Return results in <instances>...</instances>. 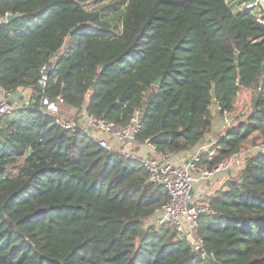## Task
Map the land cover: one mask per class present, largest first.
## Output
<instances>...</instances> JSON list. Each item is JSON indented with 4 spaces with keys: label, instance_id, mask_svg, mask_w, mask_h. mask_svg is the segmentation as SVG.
Wrapping results in <instances>:
<instances>
[{
    "label": "trees",
    "instance_id": "16d2710c",
    "mask_svg": "<svg viewBox=\"0 0 264 264\" xmlns=\"http://www.w3.org/2000/svg\"><path fill=\"white\" fill-rule=\"evenodd\" d=\"M241 3L0 0V15L14 16L0 24V88L33 89L0 129V264H264V152L203 201L215 213L199 218L200 254L172 227L145 226L168 194L137 157L61 128L40 105L59 95L74 113L119 124L138 110L137 141L170 155L198 147L212 105L231 111L251 89L248 111L201 162L264 141V26Z\"/></svg>",
    "mask_w": 264,
    "mask_h": 264
},
{
    "label": "built area",
    "instance_id": "2783aa9c",
    "mask_svg": "<svg viewBox=\"0 0 264 264\" xmlns=\"http://www.w3.org/2000/svg\"><path fill=\"white\" fill-rule=\"evenodd\" d=\"M255 11L257 20L264 26V0H244L243 7ZM6 15H0V24L7 22ZM56 57H51L40 69V78L38 85L43 90L47 73L55 66ZM0 99V129L2 126L3 116L8 114L16 105L8 102L10 93ZM33 101L25 98L18 105H29ZM64 104L62 98L58 95L54 99L43 97L40 101L42 110L54 115L55 123L61 128L73 130L78 127L87 137L93 139L100 147L107 150H114L125 157H137L133 150L128 146L137 142L142 124L140 112L136 110L131 118L125 124H119L109 121L103 117H97L87 114L84 110L73 121L63 116L60 107ZM232 111V110H231ZM223 110L225 116L224 127L232 125V112ZM150 148L154 149L146 139ZM215 142L199 148L197 152L190 155L188 159L181 164H176L170 160V155L157 152L153 158H145L142 165L148 173V180L161 187L168 194V200L157 207L153 214L146 220V225L155 228L168 225L175 230L178 239H182L189 247L200 254H205L203 241L196 233L199 218L202 215L214 214V209L205 202L196 201L194 189L196 185L214 181L217 177H223L232 170L239 159L252 153L264 152V141H260L250 146L245 151L233 153L211 167H205L201 162V153L213 151L210 149ZM116 148V149H115ZM240 166L243 162L239 163ZM239 166V167H240ZM213 257V254H209Z\"/></svg>",
    "mask_w": 264,
    "mask_h": 264
},
{
    "label": "crops",
    "instance_id": "0c3cea01",
    "mask_svg": "<svg viewBox=\"0 0 264 264\" xmlns=\"http://www.w3.org/2000/svg\"><path fill=\"white\" fill-rule=\"evenodd\" d=\"M243 2H244V0H242V3L240 5V7H243ZM37 88H38V85H37ZM17 90L20 92V95L17 96V99H16L17 101H16L15 105H18L21 101H23V100H20V96L21 95H23L25 98H30L31 99L30 96H31V93L33 92V89L31 87L19 88ZM39 90L41 91V89H39ZM249 90H251V89H249ZM5 96H6L5 91L0 88V99H2ZM65 108L66 109H63V111H66V112H69V113L72 112V108H67V107H65ZM81 111L77 112L73 119H77V116L80 115ZM224 120H225L224 114L221 113V112L219 113V110H217L216 106H215V110H214V113H213V116H212L211 129L203 138L204 141L208 140V143L202 144V141H203V139H202L201 142L199 143L198 147H196L194 150L192 149V150L187 151V152H179V153H176V154H170V160L173 161L176 164H181L182 162L186 161L190 155H192L195 152H197L199 150V148H201L203 146H207V145H209L212 142H216V139L219 136L224 135V132L226 130V128L224 127ZM134 146L136 147V150H133V151L136 154L137 159L141 163H142L143 159H145V158H153L157 154V152L154 149L150 148L146 143L137 141L134 144ZM211 150L214 152L215 148H213ZM202 153H204V152H202ZM207 153L209 155L213 154V153L210 154L209 152H207ZM224 177L225 176H223L221 178L224 179ZM222 179H221V181H222ZM212 182L213 181L208 182L206 184H210L211 185ZM205 186L206 185H204V183L196 185V187L194 189V194H195L196 201L203 202V201L207 200L209 196H211V195L207 196L210 193H209L208 188H204ZM219 188L220 187H217V190ZM145 226H147L146 225V221H145Z\"/></svg>",
    "mask_w": 264,
    "mask_h": 264
},
{
    "label": "rangeland",
    "instance_id": "374dc122",
    "mask_svg": "<svg viewBox=\"0 0 264 264\" xmlns=\"http://www.w3.org/2000/svg\"><path fill=\"white\" fill-rule=\"evenodd\" d=\"M227 1L230 2V3H233L234 1H237V0H227ZM95 6H96L95 3H90V4L87 5V8L88 9H92V8H95ZM252 96H253V90H249V89H241V91L238 93V96L236 97V99L234 101V107H233V109L231 111L232 112V124L235 123L236 118L242 117L243 113L248 111V108L250 107V100H251ZM61 109H62L63 116L66 117L67 119L73 121L72 119L75 117L76 113H74L73 111L70 112V113L66 112V111H63V109H66L64 106L60 107V110ZM211 109H212V111L214 113L215 106L212 105ZM206 143H208V140L204 141V139H203L202 144H206ZM249 147L250 146H249V142H248V143H246L245 148L243 150H241V151H245ZM128 148L131 149V150H136V147L134 146V144L129 145ZM244 157L245 156H243L242 159L240 158L239 159L240 161H238L237 164H235L233 166L232 170H230L228 173H226L224 175L225 176L224 179H222L221 177H217L211 183V185L204 183V185H206L204 188H208L209 193H210L207 196L215 194L216 191H217V187H222L224 185V181L226 179L237 178L238 177V174H239V171H240L239 163L244 161ZM221 179H222V181H221Z\"/></svg>",
    "mask_w": 264,
    "mask_h": 264
},
{
    "label": "water",
    "instance_id": "95a60500",
    "mask_svg": "<svg viewBox=\"0 0 264 264\" xmlns=\"http://www.w3.org/2000/svg\"><path fill=\"white\" fill-rule=\"evenodd\" d=\"M13 18H14V16H13L12 14H8L7 17H6L7 22H8V21H11ZM73 29H75V28H73ZM159 82H160V80H156L155 83H156V84H159ZM38 88L41 89V86L38 85ZM18 95H20V92H19L18 90H15L14 92L10 93V94H9V97H8V99H7L8 102H9L10 104H15L16 101H17L16 99H17V96H18ZM24 99H25V97H24L23 95H21V96H20V100H24ZM30 154H31V150L29 151L28 155H30ZM0 215H5L2 206H0ZM144 232H145V229L142 228L141 231H140V233L143 234Z\"/></svg>",
    "mask_w": 264,
    "mask_h": 264
}]
</instances>
